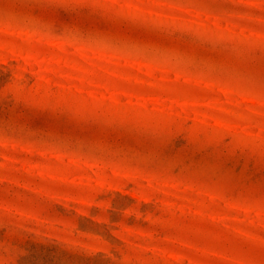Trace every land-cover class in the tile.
Returning a JSON list of instances; mask_svg holds the SVG:
<instances>
[{
	"label": "rangeland",
	"instance_id": "374dc122",
	"mask_svg": "<svg viewBox=\"0 0 264 264\" xmlns=\"http://www.w3.org/2000/svg\"><path fill=\"white\" fill-rule=\"evenodd\" d=\"M0 264H264V0H0Z\"/></svg>",
	"mask_w": 264,
	"mask_h": 264
}]
</instances>
